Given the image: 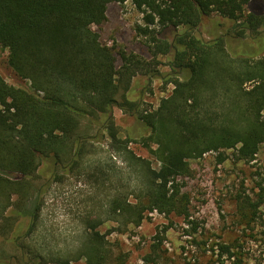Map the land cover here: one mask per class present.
<instances>
[{
	"label": "trees",
	"instance_id": "trees-1",
	"mask_svg": "<svg viewBox=\"0 0 264 264\" xmlns=\"http://www.w3.org/2000/svg\"><path fill=\"white\" fill-rule=\"evenodd\" d=\"M126 2L142 15L136 33L147 40L149 60L102 44L91 30L106 21L109 4ZM210 15L230 21L231 29L213 24L210 38H201L198 28ZM0 49L31 90L14 88L0 75L1 234L7 239L15 223L28 222L24 235L11 240L17 264H112L100 220L87 224L75 258L31 243L42 206L38 171L47 161L57 176L75 172L108 183V219L119 226L146 212L192 225L183 191L189 161L216 153L220 164L232 150L236 161L250 163L264 144V0H0ZM159 57L170 58L169 72L158 70ZM137 77L171 85V93L156 109L139 111L126 97ZM114 108L134 120L124 136ZM101 138L108 142L106 160L96 146ZM138 141L157 168L129 148ZM124 179L140 185L130 188ZM257 189L255 201L235 198L247 227L264 204V186ZM165 231L153 237L144 264H161ZM215 247L208 264L237 258L231 245Z\"/></svg>",
	"mask_w": 264,
	"mask_h": 264
},
{
	"label": "rangeland",
	"instance_id": "rangeland-1",
	"mask_svg": "<svg viewBox=\"0 0 264 264\" xmlns=\"http://www.w3.org/2000/svg\"><path fill=\"white\" fill-rule=\"evenodd\" d=\"M213 24L225 30L232 27L230 21L210 15L203 18L198 36L209 39L208 32ZM139 25H142V15L130 2L112 3L107 7L106 21L91 26V30L98 34L102 44L149 60L147 40L136 33ZM169 59H157L158 70L163 74L169 72L166 65ZM119 66L120 61L117 60L116 68ZM0 75L8 85L31 91L29 83L17 77L8 67L7 51L1 49ZM171 90V85L165 86L158 79L149 82L146 77H137L126 97L138 104L139 111L154 110ZM113 117L122 136L134 127L133 118L118 108L113 109ZM96 146L103 150L101 158L106 160L107 139H99ZM129 148L136 156L148 160L152 168L158 167L139 141L131 143ZM233 152L225 151L226 159L220 164L216 161V153H208L201 159L189 161L191 176L183 181V191L190 197L189 221H193L192 225H188L182 218H166L156 212H146L141 219L128 216L125 227L119 226L108 219L105 197L109 190L108 183L103 187L86 174L76 175L75 172H58L57 176L50 161H47L38 171L37 184L41 188L39 199L42 206L38 229L31 243H43L48 250L75 258L87 224L92 220H100L102 223L99 230L107 234L112 264H144L142 260L150 250L153 237L163 229L166 231L161 234V250L164 255L161 264H208L216 257L217 243L231 245L237 258L242 261L239 262L235 257L226 264H264V204L259 209L260 218L247 227L239 218L235 203L239 194L257 200V185L264 186V144L250 163L236 161ZM113 160L118 166L124 167L119 159ZM124 181L130 188L140 185L136 179L129 184ZM129 199L133 201L134 197L130 196ZM27 223V220L15 223V230L7 239L0 230V264H17L15 257L19 254L11 240L13 236L24 235ZM119 228L122 231H118ZM24 243L28 241L24 240ZM72 264L85 263L79 260Z\"/></svg>",
	"mask_w": 264,
	"mask_h": 264
}]
</instances>
